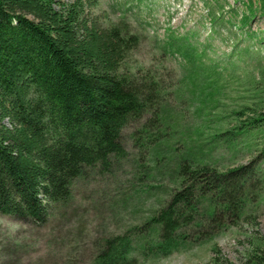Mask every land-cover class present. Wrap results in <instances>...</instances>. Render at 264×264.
<instances>
[{
    "label": "trees",
    "instance_id": "obj_1",
    "mask_svg": "<svg viewBox=\"0 0 264 264\" xmlns=\"http://www.w3.org/2000/svg\"><path fill=\"white\" fill-rule=\"evenodd\" d=\"M98 3L0 0L1 214L44 224L51 207L69 203L77 182L91 169L107 171L127 157L123 130L149 113L145 132L155 127L156 134L148 140L161 142L169 134L162 129L171 126V118L159 106L164 97L157 81L140 71L122 70L139 45V36L126 21L99 25L91 12ZM189 63L196 76L201 70L199 116L219 93L220 76L206 73L197 62ZM195 75L187 74L189 85L198 79ZM183 80L187 82V77ZM188 90L199 97L191 86ZM236 114L240 119L246 110ZM263 121L264 113L241 128ZM200 128L191 126L183 132L187 158L182 165L177 162L174 173L166 174L180 185L168 199L157 201L158 207L142 225H130L123 233L106 234L97 241L93 264L168 258L194 242L213 238L247 213L249 201L258 200L264 176L256 169L257 159L221 171L212 157L220 134L203 140ZM167 143L165 139L155 146L152 160L163 158ZM153 189L167 192L162 185L141 191L149 195ZM133 199L126 196L122 205L137 212ZM255 250L253 261L264 264V244Z\"/></svg>",
    "mask_w": 264,
    "mask_h": 264
},
{
    "label": "rangeland",
    "instance_id": "obj_2",
    "mask_svg": "<svg viewBox=\"0 0 264 264\" xmlns=\"http://www.w3.org/2000/svg\"><path fill=\"white\" fill-rule=\"evenodd\" d=\"M91 12L99 25L126 21L139 36V45L122 70L140 71L157 81L164 97L159 106L171 118V126L162 127L169 133L161 141L168 140L167 152L152 160L161 142L148 140L155 136V127L145 132L151 113L131 122L122 133L127 157L107 171L91 169L77 182L69 203L51 207L44 224L0 213V264H93L97 241L106 234L123 233L130 225H142L158 207L157 201L168 199V193L180 185L166 179V174L174 173L177 162L182 165L187 158L181 140L191 126L201 127L203 140L220 134L212 157L221 171L257 159L256 169L264 176V121L241 128L243 122L264 113L260 0H99ZM191 61L220 76L219 93L199 116L204 88L201 70L196 76ZM189 71L198 78L191 85ZM242 110L246 114L239 119L236 112ZM151 185H162L167 192L141 191ZM128 195L134 198L137 212L122 205ZM246 212L213 238L140 264H255V249L264 244V189L256 202H248Z\"/></svg>",
    "mask_w": 264,
    "mask_h": 264
}]
</instances>
